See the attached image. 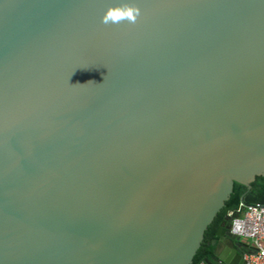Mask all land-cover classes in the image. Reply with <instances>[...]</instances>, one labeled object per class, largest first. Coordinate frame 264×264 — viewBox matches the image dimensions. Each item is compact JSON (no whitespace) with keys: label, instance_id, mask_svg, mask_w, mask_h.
<instances>
[{"label":"water","instance_id":"water-1","mask_svg":"<svg viewBox=\"0 0 264 264\" xmlns=\"http://www.w3.org/2000/svg\"><path fill=\"white\" fill-rule=\"evenodd\" d=\"M261 175L264 0H0V264H194Z\"/></svg>","mask_w":264,"mask_h":264},{"label":"built area","instance_id":"built-area-1","mask_svg":"<svg viewBox=\"0 0 264 264\" xmlns=\"http://www.w3.org/2000/svg\"><path fill=\"white\" fill-rule=\"evenodd\" d=\"M228 217L229 233L242 241L241 264H264V203H242Z\"/></svg>","mask_w":264,"mask_h":264},{"label":"trees","instance_id":"trees-1","mask_svg":"<svg viewBox=\"0 0 264 264\" xmlns=\"http://www.w3.org/2000/svg\"><path fill=\"white\" fill-rule=\"evenodd\" d=\"M256 202L264 203V175L257 176L250 188L242 183L235 182L230 199L226 201V205L221 209L212 224H210L206 230L205 238L194 258V264L214 257L213 250L215 245L212 241L223 220L228 218V213L239 208L242 203L251 204Z\"/></svg>","mask_w":264,"mask_h":264},{"label":"clouds","instance_id":"clouds-1","mask_svg":"<svg viewBox=\"0 0 264 264\" xmlns=\"http://www.w3.org/2000/svg\"><path fill=\"white\" fill-rule=\"evenodd\" d=\"M133 11H136V10H129L126 13L120 12V11H116V12L109 11L107 15L104 17V22L107 23L110 20L113 22H116L119 19L123 18L124 16H127L128 18L134 20L135 17L133 16Z\"/></svg>","mask_w":264,"mask_h":264},{"label":"crops","instance_id":"crops-1","mask_svg":"<svg viewBox=\"0 0 264 264\" xmlns=\"http://www.w3.org/2000/svg\"><path fill=\"white\" fill-rule=\"evenodd\" d=\"M234 242H235V247L239 250V251H241L242 250V241L240 240V239H238V238H235L234 239ZM228 245H229V249H231L232 247H230V243L228 242V243H222L221 244V248H227L228 247Z\"/></svg>","mask_w":264,"mask_h":264},{"label":"flooded vegetation","instance_id":"flooded-vegetation-1","mask_svg":"<svg viewBox=\"0 0 264 264\" xmlns=\"http://www.w3.org/2000/svg\"><path fill=\"white\" fill-rule=\"evenodd\" d=\"M228 216V215H227ZM229 224H230V219H229V217L228 218H226V219H224L223 220V222H222V224L219 226V228L220 227H222V230L226 233V234H228L229 233ZM217 234V233H216ZM230 234V233H229ZM215 238H217V235L215 236ZM215 238H213V240L215 239ZM213 242V241H212Z\"/></svg>","mask_w":264,"mask_h":264}]
</instances>
